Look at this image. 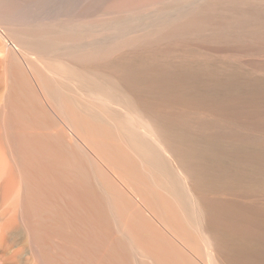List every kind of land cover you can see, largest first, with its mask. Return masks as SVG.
<instances>
[{
  "label": "bare ground",
  "instance_id": "obj_1",
  "mask_svg": "<svg viewBox=\"0 0 264 264\" xmlns=\"http://www.w3.org/2000/svg\"><path fill=\"white\" fill-rule=\"evenodd\" d=\"M223 51L264 0H0V264H264V83Z\"/></svg>",
  "mask_w": 264,
  "mask_h": 264
},
{
  "label": "rangeland",
  "instance_id": "obj_2",
  "mask_svg": "<svg viewBox=\"0 0 264 264\" xmlns=\"http://www.w3.org/2000/svg\"><path fill=\"white\" fill-rule=\"evenodd\" d=\"M230 41V42H229ZM238 42H241L240 39L237 40ZM226 43V44H225ZM234 38H232V40H224L223 42H221L220 46L222 47H227L231 45L230 48H234ZM228 47V49H230ZM227 49V48H225ZM220 57H221V60H220V70H221V80L223 81V83L225 82L226 83V80L230 83H228V86H230V84L232 85V88H234L232 91L234 92V95L236 97H241V95L243 96L244 92L243 90H246L245 88H247V86H250L252 84H255V85H258V84H262L264 83V71L262 70H259L256 68V65L258 64V66L260 65H263L264 64V54L261 55V58L263 59H258L259 57L258 56H251L248 54L245 55V53H234V52H228V51H223L221 52V54H219ZM231 55V56H230ZM237 55V56H236ZM251 56V57H250ZM263 56V57H262ZM233 59H231V58ZM228 58V59H227ZM257 59V60H256ZM262 60V61H260ZM259 62V63H258ZM263 63V64H262ZM222 64V65H221ZM3 67L0 66V86L2 85V88L0 87V92L1 90L4 91L3 89L6 87V85L3 84V79L2 78V75H5L4 72V68L2 69ZM3 73V74H2ZM4 77V76H3ZM191 77V76H190ZM225 79V80H223ZM6 79L4 78V83L6 82L5 81ZM231 80V81H229ZM233 81V83H232ZM191 82V83H190ZM189 82V88H190V91L192 92V90L195 88V83L194 81H190ZM6 84V83H5ZM247 84V85H246ZM249 84V85H248ZM5 87H4V86ZM191 86H192V89H191ZM246 86V87H245ZM254 86V85H253ZM194 87V88H193ZM243 87V88H242ZM228 87L224 88L225 91L222 92V96H227L229 95V93L231 92L230 89H227ZM237 88V89H236ZM240 88V89H239ZM242 88V89H241ZM230 90V91H229ZM238 90V91H237ZM242 90V91H240ZM240 91V92H239ZM239 92V93H237ZM242 92V94H241ZM2 94L4 92H1ZM228 93V94H227ZM1 94V95H2ZM239 94V95H238ZM0 95V96H1ZM238 95V96H237ZM234 96V98L236 99V97ZM264 106H262L261 108V112L262 114L264 115ZM56 118V117H55ZM55 123V122H53ZM51 137V136H50ZM53 137H51L52 139ZM48 139V138H47ZM50 140V138L48 139ZM54 139H52L51 141H49L50 144H54L53 143ZM243 148V149H242ZM254 149H257L259 148V146H256V147H253ZM240 149V150H239ZM242 149V150H241ZM245 150V146L243 147L242 144L239 145V143H235L234 142V171L235 173L239 171L241 172L243 170V161L242 160H239V159H243V157L241 158L240 155L242 156L243 155V151ZM242 151V152H241ZM239 155H238V153ZM237 154V155H236ZM240 157V158H238ZM238 177L239 174L237 175ZM2 209V205L0 204V210ZM240 209V208H239ZM237 211V212H236ZM242 213H240V211H238V209L235 210V214H234V218L236 219V221H242L240 218L243 219V215H241ZM239 215V216H238ZM240 217V218H237V217ZM234 221L235 223H238ZM118 235H115L114 237H117ZM169 237L178 245V247L182 248L185 252L189 253L185 247H183V243L182 242H178V241H181L180 239H177V237L175 238L173 235H170L169 234ZM100 238V237H99ZM98 238V239H99ZM178 241H177V240ZM81 240H83V238H81ZM100 241V239H99ZM67 242L69 243L70 241L67 240ZM67 243V244H68ZM182 244V245H181ZM70 245V244H69ZM67 249H68V245H67ZM70 249V248H69ZM68 251V250H67ZM70 251V250H69ZM67 254H71V253H68Z\"/></svg>",
  "mask_w": 264,
  "mask_h": 264
}]
</instances>
